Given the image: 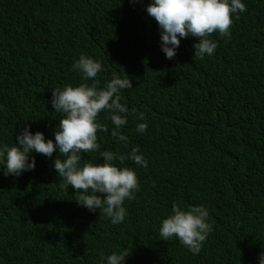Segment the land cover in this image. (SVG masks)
Here are the masks:
<instances>
[{
    "label": "trees",
    "instance_id": "1",
    "mask_svg": "<svg viewBox=\"0 0 264 264\" xmlns=\"http://www.w3.org/2000/svg\"><path fill=\"white\" fill-rule=\"evenodd\" d=\"M144 0H0V143L13 145L24 127L54 139L60 117L52 89L83 82L62 80V71L81 54L114 62L108 79L134 75L120 91L121 103L143 112L147 130L128 117L115 140L108 113L98 120L100 149L81 163H102L100 151L126 155L133 147L148 160L135 169L139 191L125 200L127 216L113 225L99 209L90 212L53 168L52 158L31 153L36 167L19 176L0 169V264H102V256L126 251L125 264H258L264 251V44L250 45L264 32V1L237 18L230 38L217 42L212 56L194 64L196 38L181 39L167 59L160 34L143 19ZM38 24V31L30 33ZM239 44H245L235 50ZM219 45V47H218ZM224 52L221 56L216 53ZM196 58V57H194ZM99 72L98 76L102 73ZM184 84L189 94L181 91ZM97 76V77H98ZM139 78L146 92L136 90ZM107 81L105 79L102 86ZM86 83L91 84L89 80ZM101 86V87H102ZM134 95V98L131 96ZM203 205L213 226L198 255L175 238L159 235L173 203Z\"/></svg>",
    "mask_w": 264,
    "mask_h": 264
},
{
    "label": "clouds",
    "instance_id": "2",
    "mask_svg": "<svg viewBox=\"0 0 264 264\" xmlns=\"http://www.w3.org/2000/svg\"><path fill=\"white\" fill-rule=\"evenodd\" d=\"M264 0H144L143 19L154 29V37L160 34L161 50L167 59L176 55L181 39L194 37V57L191 69L199 59L212 56L217 48V42L210 39V35L217 33L218 43L221 38H230L231 28L237 18L242 16L252 5H258ZM134 2V0H130ZM36 22L30 33L38 31ZM250 45L264 44V32L251 35ZM245 44H239L233 50H239ZM219 47V45H218ZM224 52L216 53L221 56ZM114 62L102 71L101 62L90 56L81 54L74 60L68 75L63 68L62 80L69 83L74 74L81 77L80 84H65L62 88L52 89L49 100L54 112L60 117L53 133L54 139H46L41 129L32 130L24 127L17 135L15 144L0 143V169L4 175L19 176L25 171H32L36 167L35 157L31 153L43 154L52 158L54 151H58L53 161V168L63 180L62 187L71 186L77 193L76 202L90 212L99 209L113 225L123 223L127 216L124 201L135 198L139 191V181L136 171L132 167H119L114 161L130 160L140 168H147L148 160L133 147L126 155H118L109 150L100 151L101 163H81L82 154L95 152L100 149L97 142V131H107L106 125L98 120L102 112L108 113L114 128L112 137L124 142L127 146V136L120 132L122 126L128 123L129 116H135L138 121L136 132L144 133L147 122L144 113L135 108L129 109L121 103V90L132 87L134 75L123 71L119 76L108 77L113 72ZM102 73L98 76L99 72ZM98 76V77H97ZM187 72L181 84V91L189 94V88L184 84ZM107 81L102 86L103 81ZM92 83L88 84L87 81ZM102 86V87H101ZM144 86L139 78L136 90ZM134 98V95L131 94ZM213 226L209 222V213L203 205L190 206L187 209L172 205L171 213L163 218L159 226L162 240L175 238L193 255H198L203 242L212 232ZM126 251L112 252L102 256V264H125ZM258 264H264V251L259 253Z\"/></svg>",
    "mask_w": 264,
    "mask_h": 264
},
{
    "label": "water",
    "instance_id": "3",
    "mask_svg": "<svg viewBox=\"0 0 264 264\" xmlns=\"http://www.w3.org/2000/svg\"><path fill=\"white\" fill-rule=\"evenodd\" d=\"M140 91L145 93V92H146V88L142 87V88L140 89Z\"/></svg>",
    "mask_w": 264,
    "mask_h": 264
},
{
    "label": "rangeland",
    "instance_id": "4",
    "mask_svg": "<svg viewBox=\"0 0 264 264\" xmlns=\"http://www.w3.org/2000/svg\"><path fill=\"white\" fill-rule=\"evenodd\" d=\"M20 131H21V130H18L17 133H16V135H17ZM16 135H15V137H14V139H13L14 141H15V139H16ZM15 142H16V141H15Z\"/></svg>",
    "mask_w": 264,
    "mask_h": 264
}]
</instances>
